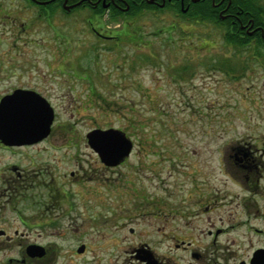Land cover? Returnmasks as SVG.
Segmentation results:
<instances>
[{
    "label": "flooded vegetation",
    "instance_id": "obj_1",
    "mask_svg": "<svg viewBox=\"0 0 264 264\" xmlns=\"http://www.w3.org/2000/svg\"><path fill=\"white\" fill-rule=\"evenodd\" d=\"M153 19L171 31L212 25L224 40L241 41L230 45L264 49V0H0V264H264V129L246 128L216 147L209 113L200 133L182 130L167 166L160 152L145 164L130 162L133 140L127 155L106 164L89 131L56 128L57 100L78 84L56 81L59 66L64 74L71 67L69 25L86 24L96 42L121 48L151 45L131 28ZM189 68L172 73L185 79ZM36 103L54 111L46 135L5 137L30 132L31 121L19 129L17 116L32 115ZM184 134L205 144H186ZM103 191L114 204L102 205L108 218L97 208L90 221L100 234L96 252L89 256V243L80 242L57 257L59 248L40 233L86 232L95 207L89 197Z\"/></svg>",
    "mask_w": 264,
    "mask_h": 264
},
{
    "label": "rangeland",
    "instance_id": "obj_2",
    "mask_svg": "<svg viewBox=\"0 0 264 264\" xmlns=\"http://www.w3.org/2000/svg\"><path fill=\"white\" fill-rule=\"evenodd\" d=\"M165 22L153 19L133 26V37L144 35L151 45L136 41L121 48L96 42L88 25L72 22L71 67L64 74L59 66L56 81L78 84L71 89L72 98L57 100L56 128L77 129L81 134L94 128L122 129L136 145V155L130 162L145 164L156 159L154 152H160L161 162L167 166L175 156L182 130L200 133L209 113L214 115L216 147L243 134L246 128L264 129V49L230 45L222 31L212 25L183 23L171 31ZM59 61L57 52L56 65ZM179 66H190L189 70L194 71L183 79L179 72L172 73ZM89 82L98 94H91ZM184 140L186 144H205L201 137L185 136ZM147 153L148 159H143ZM101 196L89 197V206L95 207L88 211L86 232L71 236H62L58 231L41 232L40 241L57 246V257L67 256L66 250L72 247L69 244L87 242L92 248L88 255L92 256L100 234L90 221L98 215L97 208H104L102 215L108 218L110 212L102 205L114 204L107 191ZM98 202L101 206H96Z\"/></svg>",
    "mask_w": 264,
    "mask_h": 264
},
{
    "label": "water",
    "instance_id": "obj_3",
    "mask_svg": "<svg viewBox=\"0 0 264 264\" xmlns=\"http://www.w3.org/2000/svg\"><path fill=\"white\" fill-rule=\"evenodd\" d=\"M44 106H47V104L45 103ZM45 108L46 107L42 110L41 103H36L33 105L31 111L32 115L27 116L18 114L17 120L20 121V126H18V128L21 129V123L30 120V132L25 134L15 133L14 135H7L5 137L31 140L41 139L50 129L51 122L54 119L53 109L50 107V110L46 111ZM38 122L40 125H38ZM24 125L26 127L27 124L25 123ZM38 130L42 132L39 135L34 134ZM88 142L100 154L101 159L109 165L117 163L118 159L127 155L133 146L132 139L127 136L125 131L115 127L92 129L88 133Z\"/></svg>",
    "mask_w": 264,
    "mask_h": 264
},
{
    "label": "trees",
    "instance_id": "obj_4",
    "mask_svg": "<svg viewBox=\"0 0 264 264\" xmlns=\"http://www.w3.org/2000/svg\"><path fill=\"white\" fill-rule=\"evenodd\" d=\"M227 40H228V42H231V41H232V42H236V43L239 44V45L241 44V41H239V40H238V41H235V40H234L233 38H231V37H228Z\"/></svg>",
    "mask_w": 264,
    "mask_h": 264
}]
</instances>
